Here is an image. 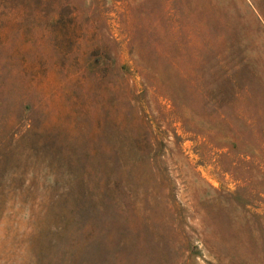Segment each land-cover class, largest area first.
Returning <instances> with one entry per match:
<instances>
[{"label":"rangeland","instance_id":"rangeland-1","mask_svg":"<svg viewBox=\"0 0 264 264\" xmlns=\"http://www.w3.org/2000/svg\"><path fill=\"white\" fill-rule=\"evenodd\" d=\"M0 264H264V0H0Z\"/></svg>","mask_w":264,"mask_h":264}]
</instances>
